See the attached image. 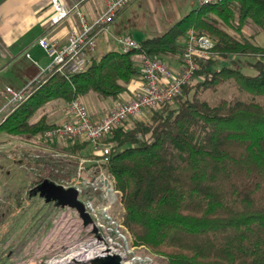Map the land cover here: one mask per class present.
<instances>
[{"label":"trees","instance_id":"obj_1","mask_svg":"<svg viewBox=\"0 0 264 264\" xmlns=\"http://www.w3.org/2000/svg\"><path fill=\"white\" fill-rule=\"evenodd\" d=\"M250 24L264 29V0L198 4L164 32L139 40L137 49L106 51L68 78L54 73L4 119L0 132L32 137L53 128L44 117L30 122L51 100L88 92L116 98L139 74L136 52L179 54L189 29L213 38L218 58L264 57V48L243 34ZM213 60L199 61L174 107L114 129L102 166L113 177L134 243L167 264H264V61L253 62L255 73L247 74L235 60L207 69ZM227 81L248 98L213 105L200 99ZM93 194L88 187V197Z\"/></svg>","mask_w":264,"mask_h":264},{"label":"rangeland","instance_id":"obj_2","mask_svg":"<svg viewBox=\"0 0 264 264\" xmlns=\"http://www.w3.org/2000/svg\"><path fill=\"white\" fill-rule=\"evenodd\" d=\"M196 5L198 0H133L116 19L114 36L126 34L139 41L158 35ZM243 34L255 45L264 48V29L250 24L243 29ZM0 50L4 52L1 47ZM258 59L264 61V57L260 56L214 58L207 69L230 66L235 60L241 71L254 74L251 64ZM17 67L19 61H13L12 57H0V71L8 69L15 73ZM7 85L13 86L0 76V93ZM199 97L211 105L221 98H248L244 92L235 89L232 81L204 90ZM175 98L158 110L174 107L177 103ZM151 115L152 111L138 119L132 118L125 128H131L139 120L148 121ZM107 139L108 136L99 141L100 144H107ZM87 144L90 143L76 138L54 137L49 140L42 134L32 137L0 134V264H85L101 253L102 247L108 246L104 243L107 240L105 233L97 229L92 232L90 225L83 226L75 210L46 203L31 191L42 179L64 187H75L78 199L83 203L89 201L93 206H106L108 215L122 225L125 240L124 245L119 242L120 250L126 251L128 259L134 255L139 258L129 259L127 264H167L160 255L134 243L132 234L123 223L122 208L113 181L109 192L101 183L91 184L100 176V171L106 170L92 146L72 150ZM88 187L94 192L91 197L87 195ZM132 243L136 247H132Z\"/></svg>","mask_w":264,"mask_h":264},{"label":"built area","instance_id":"obj_3","mask_svg":"<svg viewBox=\"0 0 264 264\" xmlns=\"http://www.w3.org/2000/svg\"><path fill=\"white\" fill-rule=\"evenodd\" d=\"M133 0H105V7L101 13L91 20H86L80 13L78 17L80 26L72 28L64 44L58 45L46 36L37 39V45L45 52L49 61L44 67H40L38 73L20 88L6 86L1 93L3 103L0 106V124L21 103H23L33 91L42 85L51 75L59 73L65 77L80 73L87 66V53L94 49L98 37L102 34L112 35V23L117 14ZM217 0H198L199 5L210 4ZM56 13L51 18V24H55L66 15V11L60 6L59 0H51ZM76 6V5H75ZM74 6V7H75ZM120 51H128L138 48V41L126 34L112 35ZM215 40L205 33H199L189 29L186 33L181 51L178 55V69L174 70L159 57H151L144 52H136L133 62L139 71L142 88L128 101L120 103L107 114L97 120L90 117L84 103L79 99L67 101V109L70 120L46 130L42 136L46 139L54 137L76 138L88 141L97 153L101 164L108 160L111 144H100L99 141L117 127H124L130 119L145 116L153 110L161 108L180 96L183 86L188 83L198 69L199 61L218 58L211 51ZM29 57L28 54H26ZM144 120V119H141ZM106 174V175H105ZM111 179V180H110ZM113 177L106 171H100V176L91 183L93 186L102 184L106 192L111 189ZM85 210L94 222L95 228L103 231L107 238L98 255L115 253L121 260L120 264H127L130 260H137V256H128L122 252L125 236L121 232V223H116L109 216L104 206H93L89 201L84 203ZM106 228V229H105ZM132 247H136L132 243Z\"/></svg>","mask_w":264,"mask_h":264},{"label":"crops","instance_id":"obj_4","mask_svg":"<svg viewBox=\"0 0 264 264\" xmlns=\"http://www.w3.org/2000/svg\"><path fill=\"white\" fill-rule=\"evenodd\" d=\"M59 3L67 13L55 24H51V18L56 13L51 0H0V47L4 50V52L0 50V57H12L13 61H19V67L15 73L8 69L0 71L3 81L11 82L13 85L7 86L22 87L38 73L40 67L48 63L49 59L45 52L37 45L38 38L46 36L58 45L64 44L71 29L80 26L78 13L86 20H91L105 7V0H59ZM121 11L112 23V35H114V24ZM112 35L101 34L98 37L94 49L87 53V63L98 59L106 51L119 50ZM158 57L172 69H178V54ZM30 71L35 72L32 74ZM141 88L142 81L137 75L125 85L124 91L116 98L101 97L94 92H88L79 99L86 106L90 117L97 120L116 105L131 99ZM2 103L3 98L0 93V106ZM66 104L67 101L62 99L48 101L35 112L30 120L35 122L44 117L49 125L65 123L70 118ZM0 134L8 136L1 132ZM86 146L90 148L92 145L79 146V150L85 149Z\"/></svg>","mask_w":264,"mask_h":264},{"label":"water","instance_id":"obj_5","mask_svg":"<svg viewBox=\"0 0 264 264\" xmlns=\"http://www.w3.org/2000/svg\"><path fill=\"white\" fill-rule=\"evenodd\" d=\"M31 191L41 197L46 203H54L60 207H68L77 213L83 226L90 225L91 231L96 228L91 217L85 210L84 203L78 199V191L75 187H64L48 179H42ZM121 258L115 253L94 256L85 264H120Z\"/></svg>","mask_w":264,"mask_h":264}]
</instances>
